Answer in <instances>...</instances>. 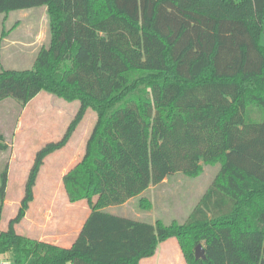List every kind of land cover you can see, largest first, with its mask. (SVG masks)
<instances>
[{
	"label": "trees",
	"instance_id": "16d2710c",
	"mask_svg": "<svg viewBox=\"0 0 264 264\" xmlns=\"http://www.w3.org/2000/svg\"><path fill=\"white\" fill-rule=\"evenodd\" d=\"M40 7L49 45L31 69L0 71V102L25 106L46 91L80 106L61 139L35 154L18 212L0 230L7 264H139L169 237L186 264H264V0H0V14ZM87 109L96 120L84 155L62 177L68 201L90 206L81 229L69 248L19 235L44 159ZM216 164L183 224L102 209ZM199 244L204 260L194 258Z\"/></svg>",
	"mask_w": 264,
	"mask_h": 264
},
{
	"label": "rangeland",
	"instance_id": "374dc122",
	"mask_svg": "<svg viewBox=\"0 0 264 264\" xmlns=\"http://www.w3.org/2000/svg\"><path fill=\"white\" fill-rule=\"evenodd\" d=\"M49 41L45 7L0 14V71L31 69L37 53L42 47H48ZM260 44L264 47V32ZM79 106L78 100L66 101L46 91L40 92L25 106L13 99L0 102V134L7 145V149L0 153V173L5 168L8 173L0 230H5L18 212L36 152L46 143L61 139ZM95 120L96 113L87 109L67 144L44 159L32 190V201L24 217L14 225L19 235L29 234L38 238L59 233L69 241L78 234L90 206L85 200L68 201L62 177L81 162ZM218 170L219 164L205 165L196 178L175 174L158 185H150L140 195L121 205L102 209L116 216L153 225L158 221L164 226L172 222L183 224ZM95 201L96 198L93 199ZM163 243H169V247L165 244L167 251L170 248L169 256L166 260H158V264H186L177 238L169 237L161 241L158 251ZM11 256L10 253L0 254V264L9 263Z\"/></svg>",
	"mask_w": 264,
	"mask_h": 264
},
{
	"label": "crops",
	"instance_id": "0c3cea01",
	"mask_svg": "<svg viewBox=\"0 0 264 264\" xmlns=\"http://www.w3.org/2000/svg\"><path fill=\"white\" fill-rule=\"evenodd\" d=\"M27 235L28 236H25V237H29V238H32V239H35V240H38V241H44V242H47V243H50V244H53V245H57L59 247L69 248L72 245L75 237L77 236V233L69 241H67L65 238L61 237L59 233H50V235H43V236H40L38 238H35V237L33 238L29 234H27ZM165 244L168 245L169 243H163L161 246H159L160 247L159 251H158V248H157L155 254L152 257L147 258V260H145V259L140 260L139 264H142L144 262H149V264H152L154 262V264H158L157 262L161 258L164 259V260L168 259L170 248L167 251L165 249V247H166ZM162 247H163V249H162ZM168 247H169V245H168Z\"/></svg>",
	"mask_w": 264,
	"mask_h": 264
},
{
	"label": "water",
	"instance_id": "95a60500",
	"mask_svg": "<svg viewBox=\"0 0 264 264\" xmlns=\"http://www.w3.org/2000/svg\"><path fill=\"white\" fill-rule=\"evenodd\" d=\"M194 258H195V260H199V259L204 260L205 259V252H204L203 247L200 244L197 245L195 250H194Z\"/></svg>",
	"mask_w": 264,
	"mask_h": 264
},
{
	"label": "built area",
	"instance_id": "2783aa9c",
	"mask_svg": "<svg viewBox=\"0 0 264 264\" xmlns=\"http://www.w3.org/2000/svg\"><path fill=\"white\" fill-rule=\"evenodd\" d=\"M7 264V263H6Z\"/></svg>",
	"mask_w": 264,
	"mask_h": 264
}]
</instances>
